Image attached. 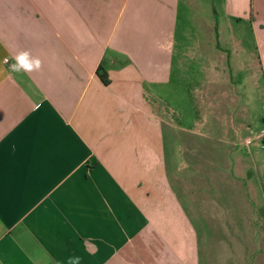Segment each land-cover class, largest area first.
I'll return each mask as SVG.
<instances>
[{
	"label": "crops",
	"instance_id": "crops-1",
	"mask_svg": "<svg viewBox=\"0 0 264 264\" xmlns=\"http://www.w3.org/2000/svg\"><path fill=\"white\" fill-rule=\"evenodd\" d=\"M243 73L264 0H0V264H200L159 104Z\"/></svg>",
	"mask_w": 264,
	"mask_h": 264
},
{
	"label": "rangeland",
	"instance_id": "rangeland-1",
	"mask_svg": "<svg viewBox=\"0 0 264 264\" xmlns=\"http://www.w3.org/2000/svg\"><path fill=\"white\" fill-rule=\"evenodd\" d=\"M228 77L215 89L196 78L168 87L159 108L170 121L169 177L197 233L200 264H264V78Z\"/></svg>",
	"mask_w": 264,
	"mask_h": 264
},
{
	"label": "clouds",
	"instance_id": "clouds-1",
	"mask_svg": "<svg viewBox=\"0 0 264 264\" xmlns=\"http://www.w3.org/2000/svg\"><path fill=\"white\" fill-rule=\"evenodd\" d=\"M15 62L10 65L14 72L31 73L41 68V60L33 57L28 51H21L14 57ZM7 62V61H5Z\"/></svg>",
	"mask_w": 264,
	"mask_h": 264
},
{
	"label": "built area",
	"instance_id": "built-area-1",
	"mask_svg": "<svg viewBox=\"0 0 264 264\" xmlns=\"http://www.w3.org/2000/svg\"><path fill=\"white\" fill-rule=\"evenodd\" d=\"M7 62L6 63H9V60H6Z\"/></svg>",
	"mask_w": 264,
	"mask_h": 264
}]
</instances>
